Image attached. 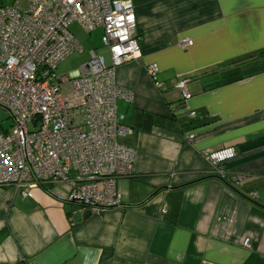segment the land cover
Listing matches in <instances>:
<instances>
[{
    "label": "crops",
    "instance_id": "0c3cea01",
    "mask_svg": "<svg viewBox=\"0 0 264 264\" xmlns=\"http://www.w3.org/2000/svg\"><path fill=\"white\" fill-rule=\"evenodd\" d=\"M131 1L140 55L115 74L134 92L116 103L136 150L122 207L78 221L62 186L0 187V264H264V0ZM227 147L225 183L204 151Z\"/></svg>",
    "mask_w": 264,
    "mask_h": 264
},
{
    "label": "built area",
    "instance_id": "2783aa9c",
    "mask_svg": "<svg viewBox=\"0 0 264 264\" xmlns=\"http://www.w3.org/2000/svg\"><path fill=\"white\" fill-rule=\"evenodd\" d=\"M21 1L0 4V106L13 118L0 132V187L26 197L36 186H62L65 200L76 205L73 220L86 211L121 208L117 180L134 173L136 150L120 142L132 128L122 123L116 103L132 101L134 92L120 87L115 74L140 55L134 5L131 0ZM73 22L88 33L101 28L110 63L91 50L73 73L55 72L66 56L83 50L69 31ZM146 72L164 89L155 62ZM188 80L173 84L184 102L190 98ZM194 138L193 132L186 136ZM204 156L224 178L222 164L235 149L205 150ZM241 178L236 176L234 184Z\"/></svg>",
    "mask_w": 264,
    "mask_h": 264
},
{
    "label": "rangeland",
    "instance_id": "374dc122",
    "mask_svg": "<svg viewBox=\"0 0 264 264\" xmlns=\"http://www.w3.org/2000/svg\"><path fill=\"white\" fill-rule=\"evenodd\" d=\"M11 2L12 0L8 1V3ZM21 4H25L24 0L21 1ZM69 31L77 39L83 50L81 52L74 51L66 56L62 61H60L55 68V72L57 74H70L79 69L80 65L86 63L89 59V52L91 50L99 52L107 57L106 47L103 46L101 42V28L88 33L87 31L83 30L80 25L74 23L69 26ZM12 124V116L8 110L0 106V132L8 130Z\"/></svg>",
    "mask_w": 264,
    "mask_h": 264
},
{
    "label": "water",
    "instance_id": "95a60500",
    "mask_svg": "<svg viewBox=\"0 0 264 264\" xmlns=\"http://www.w3.org/2000/svg\"><path fill=\"white\" fill-rule=\"evenodd\" d=\"M92 214L90 211H86L83 215H78L77 220L80 221L81 219H86L90 217Z\"/></svg>",
    "mask_w": 264,
    "mask_h": 264
},
{
    "label": "trees",
    "instance_id": "16d2710c",
    "mask_svg": "<svg viewBox=\"0 0 264 264\" xmlns=\"http://www.w3.org/2000/svg\"><path fill=\"white\" fill-rule=\"evenodd\" d=\"M8 1H10V0H0V4H5V3H7ZM210 177L217 178V179H219L220 181H222V182H225V183H226L225 179H224V178H221V177H219L217 174H216V175H212V176H210ZM227 184H228V183H227Z\"/></svg>",
    "mask_w": 264,
    "mask_h": 264
}]
</instances>
